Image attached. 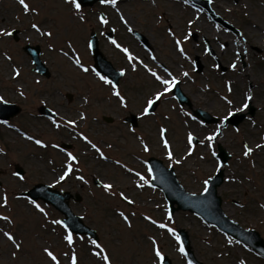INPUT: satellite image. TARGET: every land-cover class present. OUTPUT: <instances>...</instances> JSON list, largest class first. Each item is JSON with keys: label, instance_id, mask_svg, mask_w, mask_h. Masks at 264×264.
Listing matches in <instances>:
<instances>
[{"label": "rangeland", "instance_id": "obj_1", "mask_svg": "<svg viewBox=\"0 0 264 264\" xmlns=\"http://www.w3.org/2000/svg\"><path fill=\"white\" fill-rule=\"evenodd\" d=\"M26 3L31 11L19 0H0V102L20 107L0 121V264H72L73 254L77 264H106L105 255L108 264H160L163 255L190 264L179 228L202 264H264L263 256L195 214L170 215L163 193L149 183L146 162L154 157L172 166L193 193L222 167L217 189L224 212L264 238V0H208L209 11L191 0H97L79 10L71 0ZM13 30L16 40L7 34ZM92 30L100 52L122 73L117 87L93 69ZM25 44L40 46L48 77L34 71ZM173 80L191 106L173 96ZM150 100L157 106L145 113ZM41 106L56 116L42 114ZM230 112L245 116L234 126ZM131 114L136 126L125 120ZM190 134L196 144H189ZM217 144L229 155L224 164ZM36 183L80 194L70 208L96 231L99 248L92 237L72 232L69 244L63 224L53 223L63 217L59 211L17 195Z\"/></svg>", "mask_w": 264, "mask_h": 264}, {"label": "water", "instance_id": "obj_2", "mask_svg": "<svg viewBox=\"0 0 264 264\" xmlns=\"http://www.w3.org/2000/svg\"><path fill=\"white\" fill-rule=\"evenodd\" d=\"M95 1L97 0H78V3L81 6H86L91 5ZM191 2L207 9L208 0H191ZM212 17L217 19L215 16ZM11 33L16 40V31L13 30ZM134 35L139 39V41L146 44V40L142 35L138 33H134ZM107 36L112 38L111 33H107ZM89 48L92 52L95 71L97 73H102L111 81L113 86L117 87L122 73L119 70L114 69L110 61L106 60L104 55L100 52L98 48V39L93 30L90 33ZM22 50L31 57L32 63L34 64V71L39 72L45 77L50 75L48 68L40 60L41 49L39 45L25 44ZM178 85L179 82H176L173 85V96L180 104L186 103L191 106L188 98L180 91ZM157 103V101H154L151 107L148 106L147 112H152L157 106ZM19 111L20 107L14 103L0 102V121L8 120L9 118L15 116ZM38 111L51 118L56 116L53 111L44 106L39 107ZM250 111L253 113L252 108H250ZM195 114L196 116H201L205 121L210 120L205 111L196 110ZM244 116V114L234 113L228 117V121L236 126L244 118ZM237 117L238 119H236ZM104 120L110 122L112 121V118L105 116ZM125 120L130 122L132 126L137 125V118L133 114L127 116ZM192 142L196 144L198 140L193 137ZM62 146L65 145L63 144ZM216 157L222 164L226 163L229 159V155L220 144H217ZM147 166L150 173V185L158 188L163 193L167 202L169 214L178 210L191 212L201 218L203 222L250 247L264 257V238L260 236L259 232L253 228L242 227L237 221L227 216L222 208V199L218 194L217 189L223 182L224 170L222 167L206 180L208 182L205 184V187L208 189L207 192H205L204 188L200 193H193L187 191L179 182L173 167H167L163 164L162 160L150 157L147 159ZM15 172L17 175L21 176L23 169L18 166V164H15ZM93 183L97 186L102 184L100 180L96 178H93ZM17 195L19 197H28L32 201L41 199L46 204L53 206L63 215V217L59 220L68 232L84 234L92 237L96 242L98 241L96 231L86 225L81 216L74 214L70 208V199L78 202L82 199L80 194H72L69 191H60L56 188H52L48 184L36 183L32 185L30 189L18 192ZM176 234L178 235L181 247L184 249V255L189 262L191 264H202L193 254L187 232L184 229L179 228L177 229ZM161 257L163 259L160 258V264H172L171 260L166 255Z\"/></svg>", "mask_w": 264, "mask_h": 264}, {"label": "snow or ice", "instance_id": "obj_3", "mask_svg": "<svg viewBox=\"0 0 264 264\" xmlns=\"http://www.w3.org/2000/svg\"><path fill=\"white\" fill-rule=\"evenodd\" d=\"M71 2L74 4V6H75V8H76L77 10L80 9L81 5L78 3V0H71ZM100 2H101V3H111V4H115V3H116V0H100ZM19 3L24 7V9H25L26 12L32 10V9H30L29 5L26 3V0H19ZM32 27H33V28H36L37 26L34 24ZM7 34H8V35H11L12 33H7ZM48 35H51V33H48ZM113 43H115V41H113ZM177 44L179 45V41H177ZM76 62L79 63V60H77ZM233 67H235V65H233ZM85 71H87V69H85ZM18 74H19V73H17V75H18ZM153 75H155V73H153ZM185 75H187V73H185ZM101 79H103V77H101ZM163 83L168 84L169 82H168V81H163ZM172 83L174 84V83H176V81L173 80ZM166 90H167V89H166ZM117 95H119V93H117ZM157 99H159V95L157 96ZM248 99L250 100L251 97H248ZM153 103H154V102L150 100V101L148 102L149 107H151ZM243 107H244V108H247V107H248V103H245V104L243 105ZM147 111H148V109L146 108V109H145V113H147ZM231 115H233V113L230 112V113H229V116H231ZM70 123H71V122H70ZM161 135L163 136V130H162V132H161ZM192 139H193V137H192L191 134H190V135H189V144H191ZM207 139H208L209 141H211V140L214 139V136H209ZM36 143H37V144H40L41 141L37 140ZM165 144L167 145V142H166V141H165ZM93 147L95 148L96 146L93 145ZM245 147H246V151H245L244 155H245V156H248V155L252 152V149L249 148V147H247V146H245ZM257 147H260V146L258 145ZM171 155H172V154L169 153V157H170V158H171ZM70 158L73 159V160L75 159V157H70ZM68 171H71V168H70V167H69V170H68ZM68 171H66V172L64 173V175L60 177V180H64V179H65V177L68 175ZM81 179H82V178H81ZM207 183H208V182L205 181V184H207ZM103 187L105 188V190H110V189L112 188V185L105 184ZM207 191H208V189H207V187H205V192H207ZM36 207L39 208L40 206H39V205H36ZM40 211H43V209L40 208ZM121 215H123V214H121ZM2 219H5V220H6L7 217H2ZM125 219H127V217H125ZM53 223H60V221H54ZM160 226H161V227H164V225H160ZM4 235H5L9 240H14V237H13L11 234H9V233H4ZM65 240H66L69 244H72V243H73V237H72V235H71V234H68L67 236H65ZM92 243L95 244L97 248L100 247L99 244H97V242H96L95 240H93ZM16 247L19 248L20 246L17 244ZM180 250H181V252H183V251H184L183 247H181ZM101 251H103V250H101ZM45 252L47 253V255H48L49 257H51V259H52L53 261H55V260L57 259V258L53 255V253H52L51 251H49L48 249H45ZM156 255L159 257V256H160V252L157 251V252H156ZM161 259H163V258L161 257ZM104 260H105L106 264H108V262H109V257H108L107 255H105V256H104ZM72 264H77V257H76L75 254H73V256H72Z\"/></svg>", "mask_w": 264, "mask_h": 264}, {"label": "bare ground", "instance_id": "obj_4", "mask_svg": "<svg viewBox=\"0 0 264 264\" xmlns=\"http://www.w3.org/2000/svg\"><path fill=\"white\" fill-rule=\"evenodd\" d=\"M219 6H220V4H219ZM215 38H218V37H215Z\"/></svg>", "mask_w": 264, "mask_h": 264}]
</instances>
